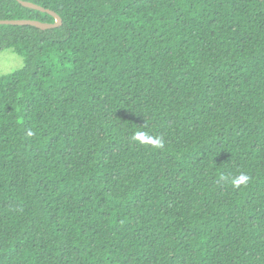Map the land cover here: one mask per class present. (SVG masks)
Returning a JSON list of instances; mask_svg holds the SVG:
<instances>
[{"label":"trees","instance_id":"16d2710c","mask_svg":"<svg viewBox=\"0 0 264 264\" xmlns=\"http://www.w3.org/2000/svg\"><path fill=\"white\" fill-rule=\"evenodd\" d=\"M25 1L0 264H264V0Z\"/></svg>","mask_w":264,"mask_h":264},{"label":"water","instance_id":"95a60500","mask_svg":"<svg viewBox=\"0 0 264 264\" xmlns=\"http://www.w3.org/2000/svg\"><path fill=\"white\" fill-rule=\"evenodd\" d=\"M22 6L24 7H28V8H33V9H37L40 11H46L48 12L50 15H52L55 19L54 23H47V22H42L39 20H33V19H4V20H0V24H12V25H31V26H35L37 28H41V29H47V28H53V27H57L60 26L62 23L61 18L53 11L45 9L44 7L37 5L33 2H29V1H25V0H17Z\"/></svg>","mask_w":264,"mask_h":264},{"label":"rangeland","instance_id":"374dc122","mask_svg":"<svg viewBox=\"0 0 264 264\" xmlns=\"http://www.w3.org/2000/svg\"><path fill=\"white\" fill-rule=\"evenodd\" d=\"M24 67L23 58L11 49L0 50V76L14 73Z\"/></svg>","mask_w":264,"mask_h":264},{"label":"clouds","instance_id":"9594fccd","mask_svg":"<svg viewBox=\"0 0 264 264\" xmlns=\"http://www.w3.org/2000/svg\"><path fill=\"white\" fill-rule=\"evenodd\" d=\"M249 180V177L245 174H240L238 177L232 180V184L235 187H239L241 184H246Z\"/></svg>","mask_w":264,"mask_h":264}]
</instances>
